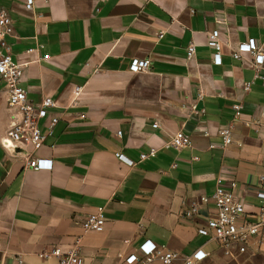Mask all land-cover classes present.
Wrapping results in <instances>:
<instances>
[{
  "label": "crops",
  "instance_id": "crops-1",
  "mask_svg": "<svg viewBox=\"0 0 264 264\" xmlns=\"http://www.w3.org/2000/svg\"><path fill=\"white\" fill-rule=\"evenodd\" d=\"M1 8L15 28L7 41L13 60L24 64L28 98L49 97L56 106L40 120L48 134L40 149H5L17 114L0 82V264L19 256L25 264H58L38 256L53 248H78L83 264H142L139 247L147 240L181 256L207 252L196 264H264V233L233 256L197 233L215 213L213 201L200 197L213 194L218 176L236 182L235 199L250 219L261 204L264 64L233 53L251 38L264 49V0H35L33 11L25 0H0ZM214 29L221 65L207 43ZM139 58L151 67L134 72ZM52 117L58 121L49 134ZM225 125L233 143L221 149ZM177 131L191 136V147L171 146ZM151 147L157 156L141 161ZM30 158L50 159L52 168H28ZM193 202L199 214L182 220ZM97 207L105 210V228L85 231L83 218Z\"/></svg>",
  "mask_w": 264,
  "mask_h": 264
},
{
  "label": "built area",
  "instance_id": "built-area-1",
  "mask_svg": "<svg viewBox=\"0 0 264 264\" xmlns=\"http://www.w3.org/2000/svg\"><path fill=\"white\" fill-rule=\"evenodd\" d=\"M35 0H25V9L33 11ZM15 35L9 12L0 9V82H3L7 92V103L10 110H14L17 117L9 124L6 140L2 143L5 149L16 150L24 144L29 143L33 149H40L48 134H45L40 129V120L48 115V109L55 107L56 103L52 98L46 97L40 103H34L28 98V89L21 85V76L23 74L24 64L16 62L12 58L11 45L7 41L8 36ZM163 34H160L162 36ZM208 46L213 50L212 60L214 64H222V41L220 31L214 29L208 33ZM30 49L29 52H33ZM196 52V45L191 43L188 46V59L191 60ZM253 55L255 64L262 66L264 64V49L258 46L255 39L251 38L247 42L238 44L233 57L241 58L243 53ZM48 59L49 56H44ZM151 67L150 59L139 58L132 70L141 72L148 70ZM237 115L240 114V106L236 105ZM58 119L52 117L48 124L49 134L52 132ZM157 126V123L154 124ZM119 135L121 132L118 133ZM218 134L221 138L218 145L221 149H226L233 143V135L231 127L228 125L222 126ZM171 146L175 150H182L191 147L193 142L189 134L183 131H177L170 140ZM215 147V145H212ZM117 158L134 164L132 160L127 158L123 153L117 152ZM157 156V149L151 147L147 152H142L139 156L141 161L151 160ZM198 159V157H194ZM26 167L34 170H50L52 168V160L45 158H30ZM225 178L218 176L216 178V187L213 194L209 197L202 195L200 202L208 204L213 201L215 205V213L208 218L205 223L197 227V233L207 237L209 240L216 241L223 249L225 255L233 256L234 249L237 248L239 253L246 250L249 242L264 233V189L261 204L255 213V218L250 219L247 215L246 205L239 199H235L234 190L236 182L230 180L225 184ZM200 212V204L193 202L189 207L185 208L181 214V219L184 221H192ZM107 217L103 207L97 209L83 218L82 225L85 231H102L105 228ZM139 250L142 257V264H150L153 260H159L162 264H174L177 260L182 259L184 264H196L204 260L208 253L202 249L194 251L187 256H181L179 253L170 251L164 246H157L155 243L147 240L143 242ZM40 258L48 259L57 257L58 264H83L78 248L70 250L66 253L59 249L53 248L49 251L38 254ZM136 256H131L128 260L132 262L136 260ZM16 264H25L24 258L19 256L16 259Z\"/></svg>",
  "mask_w": 264,
  "mask_h": 264
}]
</instances>
